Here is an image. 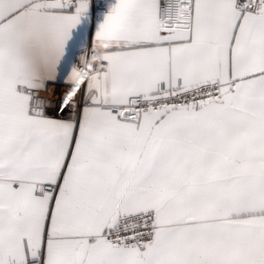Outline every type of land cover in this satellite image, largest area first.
Masks as SVG:
<instances>
[{
    "label": "snow or ice",
    "instance_id": "6c2138e0",
    "mask_svg": "<svg viewBox=\"0 0 264 264\" xmlns=\"http://www.w3.org/2000/svg\"><path fill=\"white\" fill-rule=\"evenodd\" d=\"M0 264H264V0H0Z\"/></svg>",
    "mask_w": 264,
    "mask_h": 264
}]
</instances>
